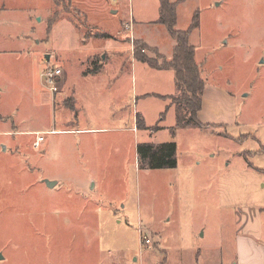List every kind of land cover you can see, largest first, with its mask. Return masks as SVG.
<instances>
[{"label": "rangeland", "instance_id": "1", "mask_svg": "<svg viewBox=\"0 0 264 264\" xmlns=\"http://www.w3.org/2000/svg\"><path fill=\"white\" fill-rule=\"evenodd\" d=\"M179 4L177 30L198 13L190 44L221 115L173 136L175 73L133 51L143 36L171 60L159 0H0V264L221 262L200 253L264 209V0ZM48 67L67 78L57 93ZM167 142L177 166L145 167L138 146Z\"/></svg>", "mask_w": 264, "mask_h": 264}, {"label": "trees", "instance_id": "2", "mask_svg": "<svg viewBox=\"0 0 264 264\" xmlns=\"http://www.w3.org/2000/svg\"><path fill=\"white\" fill-rule=\"evenodd\" d=\"M185 0H159L160 14L155 25L165 26L168 34L176 42L171 60L158 54L156 50L150 48L142 40L135 41L134 57L136 60L151 66L154 69H171L174 71L177 86L176 97L174 95L161 96L163 99H172L175 103L177 114L175 126L171 128L173 136L182 129L208 128L200 123L198 114L202 110L204 90L207 85L205 79L201 77V68L196 61V49L190 44V38L199 27L198 13L193 14L191 24L184 30H177L178 6ZM152 51L156 57L146 54ZM100 72L99 67L91 70V74ZM71 102V100H69ZM74 109V106H72ZM136 126L138 129L146 128L143 118L136 116ZM158 130V129H157ZM138 153L143 165L149 169H168L177 166V144L167 142L160 145L140 144Z\"/></svg>", "mask_w": 264, "mask_h": 264}, {"label": "crops", "instance_id": "3", "mask_svg": "<svg viewBox=\"0 0 264 264\" xmlns=\"http://www.w3.org/2000/svg\"><path fill=\"white\" fill-rule=\"evenodd\" d=\"M119 6H120L119 8H121L123 5H119ZM119 8H118V11L120 12L121 9ZM115 12L117 11H111L112 14H114ZM177 19H178V15H177ZM165 30L167 32L166 27H165ZM142 37L139 39L145 42V40ZM146 45L148 46L147 43ZM175 45H176V42L175 44H172L171 42L170 47H172L173 49ZM57 83H58V89L60 91L63 90L66 84H68L65 73H62ZM210 92L211 91L207 84L205 87L204 93H203L204 97H203V104L201 108L202 110L198 114V119L200 123L205 126H208V128L214 125L216 126L220 125V123L217 122L216 118L221 115L212 104L209 105L208 103V101L211 100ZM165 96H169V95H165ZM77 97L78 96L75 90H73L72 99H74L75 105L76 103H78ZM199 129H203V128H199ZM137 130L139 129L137 128ZM134 131H136V129H134ZM50 181H53V180H50ZM221 209L222 208H220V210ZM263 212H264L263 208H259L257 206H245V208L242 210V213H241L242 215L239 221L240 230L235 235V238L232 239L228 243L225 239H223L221 242L216 244L215 247L212 246V247H209V249H203L202 252L200 253V258L202 257V259L205 262H207L206 261L207 257H209V259H212L213 257H216L217 255H219L220 256L219 260H221V262L211 261L210 264H224L222 257H223V251L225 249L224 246L227 245L226 247L230 246V248H232L233 250L232 252L233 258L231 259L232 260L231 264H264V227H263L264 213ZM198 264L200 263L198 262Z\"/></svg>", "mask_w": 264, "mask_h": 264}, {"label": "built area", "instance_id": "4", "mask_svg": "<svg viewBox=\"0 0 264 264\" xmlns=\"http://www.w3.org/2000/svg\"><path fill=\"white\" fill-rule=\"evenodd\" d=\"M62 75V69L61 68H52L48 67L45 71H43V74H41V80L44 82L46 87L50 89L52 93L58 92V80ZM44 142L43 136L37 135L36 140L34 142V145L36 148H39L41 144ZM152 243L151 239L147 236H144L142 238V244L150 245Z\"/></svg>", "mask_w": 264, "mask_h": 264}, {"label": "water", "instance_id": "5", "mask_svg": "<svg viewBox=\"0 0 264 264\" xmlns=\"http://www.w3.org/2000/svg\"><path fill=\"white\" fill-rule=\"evenodd\" d=\"M47 60L48 61L50 60V56L49 55L47 56ZM44 183L49 188H53V187H55L57 185V183L55 181H50V180H47ZM2 259H3V256H2V254L0 252V260H2Z\"/></svg>", "mask_w": 264, "mask_h": 264}]
</instances>
